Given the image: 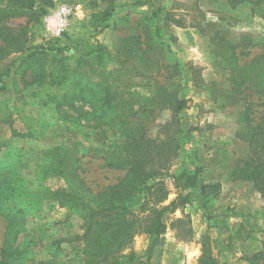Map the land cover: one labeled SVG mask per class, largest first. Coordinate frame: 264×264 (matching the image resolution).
Returning <instances> with one entry per match:
<instances>
[{
  "label": "rangeland",
  "instance_id": "rangeland-1",
  "mask_svg": "<svg viewBox=\"0 0 264 264\" xmlns=\"http://www.w3.org/2000/svg\"><path fill=\"white\" fill-rule=\"evenodd\" d=\"M24 2L0 0V251L25 250L12 264H88L93 206L62 192L61 173L73 160L95 190L119 182L125 171L103 158L124 150L123 120L145 125L158 174L127 204L135 232L104 264H264V193L240 175L251 152L226 60L262 53L264 15L248 0ZM64 3L80 7L55 37L44 17ZM196 167L198 184L177 186Z\"/></svg>",
  "mask_w": 264,
  "mask_h": 264
},
{
  "label": "trees",
  "instance_id": "trees-1",
  "mask_svg": "<svg viewBox=\"0 0 264 264\" xmlns=\"http://www.w3.org/2000/svg\"><path fill=\"white\" fill-rule=\"evenodd\" d=\"M15 1L25 5L24 0ZM248 2L264 15V0H248ZM9 13L0 9V26ZM3 35L5 37V34ZM12 44L8 41L5 43V48ZM226 60L231 68L233 90L243 101L241 119L246 126V131L238 133V136L248 144L251 152V156L240 166V175L244 179L252 180L264 193V49L258 57L251 61L242 60L234 51L226 53ZM185 105V101L176 99L172 107L175 112L174 116ZM156 109L153 104L148 103L144 107L143 114L149 116ZM129 124L123 120L114 124L126 137L122 146L126 151L123 150L124 152L118 155L109 154L103 158L107 167L125 171L124 177L119 182L102 190H95L84 179L82 172L77 171L73 160V163L70 162L67 169L61 173L65 180L62 192L93 206L87 233L93 240L96 239L97 243L94 247L96 253L90 255L88 264L108 262L109 255L115 251V248L130 241L135 232L134 220L131 217L135 215L128 209L127 204L140 194H146L149 180L158 174L148 165V147L144 145L149 138L146 136L148 131L145 125L129 127ZM198 171L199 168L196 167L194 170H184L175 176L177 186H196ZM205 190L206 185L202 187L203 194ZM162 192L163 187H160L159 193ZM175 203L176 201H173V204ZM164 231L165 224L160 215L151 218L147 232L158 239ZM0 255V264H12L24 259L25 250L15 249L5 241ZM202 257L203 260L212 259L207 255L206 249ZM96 258L100 261H95ZM45 264L55 263L50 261Z\"/></svg>",
  "mask_w": 264,
  "mask_h": 264
},
{
  "label": "built area",
  "instance_id": "built-area-1",
  "mask_svg": "<svg viewBox=\"0 0 264 264\" xmlns=\"http://www.w3.org/2000/svg\"><path fill=\"white\" fill-rule=\"evenodd\" d=\"M78 6L64 3L54 12L44 17V25L52 36H61L70 24L72 16L77 14Z\"/></svg>",
  "mask_w": 264,
  "mask_h": 264
}]
</instances>
